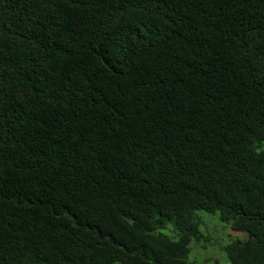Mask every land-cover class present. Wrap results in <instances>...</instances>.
Masks as SVG:
<instances>
[{"label":"trees","instance_id":"1","mask_svg":"<svg viewBox=\"0 0 264 264\" xmlns=\"http://www.w3.org/2000/svg\"><path fill=\"white\" fill-rule=\"evenodd\" d=\"M197 211L264 264V0H0V264H187Z\"/></svg>","mask_w":264,"mask_h":264},{"label":"rangeland","instance_id":"2","mask_svg":"<svg viewBox=\"0 0 264 264\" xmlns=\"http://www.w3.org/2000/svg\"><path fill=\"white\" fill-rule=\"evenodd\" d=\"M197 214L202 221L200 232L205 239L190 244L187 264H211L214 260H219L221 264H229L223 247L230 243L232 237L245 236L228 228L219 220L218 215H210L203 211H197Z\"/></svg>","mask_w":264,"mask_h":264}]
</instances>
